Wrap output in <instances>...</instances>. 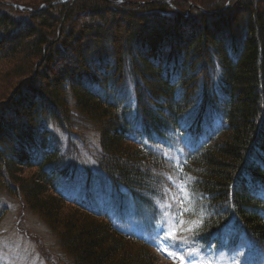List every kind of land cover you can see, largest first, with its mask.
Wrapping results in <instances>:
<instances>
[{
    "label": "trees",
    "instance_id": "obj_1",
    "mask_svg": "<svg viewBox=\"0 0 264 264\" xmlns=\"http://www.w3.org/2000/svg\"><path fill=\"white\" fill-rule=\"evenodd\" d=\"M50 1L28 17L0 8V62H30L0 105V199L19 197L49 226L60 251L47 264H153L150 246L94 203L108 197L121 215L130 204L137 216L156 214L178 173L167 154L178 147L204 221L199 244L245 242L252 261L264 262V0H193L204 11L189 15L188 0H173L178 11L151 0ZM85 11L88 24L71 25ZM16 24L31 27L19 35ZM45 50L42 88L30 59ZM67 50L70 69L53 72ZM90 123L97 144L85 139ZM81 154L96 168L80 167ZM68 180L80 183V200L59 190Z\"/></svg>",
    "mask_w": 264,
    "mask_h": 264
},
{
    "label": "rangeland",
    "instance_id": "obj_2",
    "mask_svg": "<svg viewBox=\"0 0 264 264\" xmlns=\"http://www.w3.org/2000/svg\"><path fill=\"white\" fill-rule=\"evenodd\" d=\"M44 1H47V0H0V8H4L5 5H7V7L9 6L13 8H17L14 6V4L22 5L25 7L22 11H25V12H23V15L21 13L17 14L18 18L24 17V16L28 17L27 14L29 15V11L32 12L33 10H36L38 8L40 9L42 5L40 6L39 4ZM53 1H57V0H51L50 2H53ZM58 1H61V0H58ZM104 1L106 2L108 1L109 3L116 5L118 3H121L123 0H104ZM116 1H120V2L115 3ZM135 1H148V0H135ZM159 1H165V0H151V2L166 5L170 7L171 9H176V11H178L177 8H175L173 4V0H166L169 2L168 4L160 3ZM188 1H192L190 2V4H188L189 6L186 4L185 1L177 0V2L186 4V6H188L186 15H189L191 11H194L197 8L204 11V9L201 6L195 5L194 3V1L198 2L201 0H194V1L188 0ZM230 1L227 2L225 6L221 8L220 10L227 9V7L230 4ZM45 7L46 9H48L49 4L46 3ZM87 12L88 11L84 12V14L86 15L85 18H80V16L73 17L71 25H75V27H77L78 24H81L82 22L88 24V21H89L88 16L90 14L88 15ZM119 15L120 14H118L117 16L118 24L121 26L122 29H124V31H126L127 19H125V16H123L124 17L123 18L122 16H119ZM20 26L21 25L18 26L16 24L13 28V30L15 31H18V30L22 31V33L19 35L26 33L25 31H27L28 28L31 27V25H28L26 28L20 27ZM147 26L152 27L151 22L150 23L148 22L147 25H144L142 27L146 28ZM45 30L47 31V29ZM0 31H2V29H0ZM192 32H194V30L191 31V28H189L186 34L191 35ZM14 40H15V37L13 38L10 37L6 44L10 45L12 44V42H14ZM134 47L135 46L132 45L133 49ZM67 52H68L67 57L63 61L55 62V64L51 66V69L53 70V72L58 71V70L60 72H63L64 70L62 69L64 68L66 71L70 69V62L72 61V57L70 58V56L72 55V53H70V51L68 50ZM24 53L25 54L23 55L25 56L29 52L24 50ZM45 54L47 55L46 50L43 53V55H41L39 58L30 59L32 63L35 62V67H34L32 77L33 78L37 77L38 81L39 79H43V75L37 76L36 70H38V67H39L38 63L43 60V56H45ZM19 56L20 54H17V57ZM52 58H54V56ZM52 58H50L49 61H48V58H46L45 65H44L45 67L46 66L48 67V65L50 67L51 65L50 61L52 60ZM29 63L30 62L27 59H25L24 61L22 59H19L18 62H15V61L11 62L10 60L8 62V59L7 60L5 59L4 61L0 62V105L6 102H9L12 98L16 96L18 85L14 86L13 88L12 86L15 83V81L18 79V77L17 75H15L14 72H18L22 68H26ZM63 65H65L64 68H63ZM49 73L50 72L48 71L47 75L44 77L45 78L44 81H47L48 84H50V79L47 78L49 76ZM6 75H8L7 80L4 78ZM26 76H28V74H26ZM7 84H9V86L12 88L11 91H9V89L7 90L8 88ZM42 84L43 83L41 82L38 85L42 87L44 85ZM44 86L42 88H44ZM26 101L28 102L29 100H26ZM83 129H84L83 133L85 134L86 141L89 140L91 144L92 142L97 144L98 127L90 123L88 125H85ZM90 140H92V142ZM176 149L177 150L173 149L171 153L170 154L168 153L167 155L173 160L178 170V173L175 177L171 179V186L165 189L164 195L162 196L161 199L158 200L157 204L160 210L155 215L150 216V217L148 216L136 217L133 214L132 210H129L127 214L119 215L118 213L115 212L114 208L110 206L108 197H105V200L103 199L96 200L98 204L103 206L102 209L106 211L107 214L110 216L112 224L116 229H119L121 231L128 232V233H131V231L136 232L138 236L144 237L148 241V243L151 245V247L155 251L153 264H180L179 259L170 258L167 255V253L162 252L160 250V247L158 246L160 244L158 235H162V232H160L159 226L162 223L171 222V216L165 215V213H175L178 211V205L175 204V202L172 199L173 197L179 198L180 196V193L176 186L180 182H183L185 184V180L183 179L185 177H182L181 176L182 173H180L182 169V161L180 157L182 154L181 148L178 147ZM165 151L166 150H164V152ZM81 155H82V158L80 159L83 160L84 163H81L80 167H83V165H88L89 167L93 169L96 168L97 164L93 160V158L85 154H81ZM16 168L21 169L20 170L21 174L22 176H25V177L31 174V172L33 171V170L21 168L19 166H17ZM65 182H66V185L69 184L71 186V188H66V185H65V191L67 193L66 195H71V196L72 195L77 196V194L83 195L82 190L78 193V191L81 189L80 183H77V182L71 183L69 182V180L68 182L67 181ZM192 197L193 195H191V203H186L185 207L186 209H190V210L194 209V213L186 215L185 219L186 220L191 219L193 221L198 222L200 221V219L198 217V212L194 205V201L192 200ZM1 199L2 200H0V264H47L45 256H50L51 259L54 260L55 257L53 255H55V253L59 252L60 250H59L57 241L55 237L53 236V233L51 232L49 226L46 224V222L37 213L28 209L23 204L22 200L19 197L3 194V197ZM168 204H171L172 206L170 208L166 207V205ZM188 235L190 236V233ZM237 249L238 250H235V251L234 250L228 251V250H225L223 248H220L214 245L203 247L204 252L208 253V258L212 260V264H239L238 262L240 258H242V255H240V253L241 254L244 253L247 256L252 255L253 253V250H250V249L247 250V253H246V251L243 250L242 244ZM261 264H264V262H262Z\"/></svg>",
    "mask_w": 264,
    "mask_h": 264
},
{
    "label": "snow or ice",
    "instance_id": "obj_3",
    "mask_svg": "<svg viewBox=\"0 0 264 264\" xmlns=\"http://www.w3.org/2000/svg\"><path fill=\"white\" fill-rule=\"evenodd\" d=\"M182 171V169H181ZM180 193L179 198L173 197V201L178 205L175 213H165L171 216V222L162 223L159 226L162 235H158L160 250L166 252L170 258L179 259L180 264H212L208 258V253L204 252L203 246L199 245L197 239L200 229L204 226V221L186 220L185 216L194 213V209H186V203H191V192L183 182L177 184ZM168 204L166 207L170 208ZM191 233L192 235H188ZM183 237V238H181Z\"/></svg>",
    "mask_w": 264,
    "mask_h": 264
},
{
    "label": "water",
    "instance_id": "obj_4",
    "mask_svg": "<svg viewBox=\"0 0 264 264\" xmlns=\"http://www.w3.org/2000/svg\"><path fill=\"white\" fill-rule=\"evenodd\" d=\"M66 1H68V0H61V2H66ZM118 2H120V1H116L115 3H118ZM159 2H160V3H164V4H168V3H169V2L166 1V0H165V1H159ZM14 6L17 7V8H19V9H24V8H25L24 6H22V5H17V4H16V5L14 4ZM41 7H42V6H41ZM41 7H40V8H41Z\"/></svg>",
    "mask_w": 264,
    "mask_h": 264
}]
</instances>
